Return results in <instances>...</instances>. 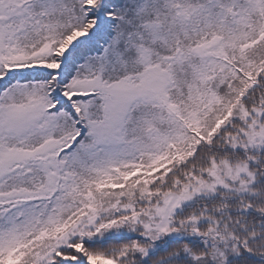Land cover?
<instances>
[{
    "label": "snow or ice",
    "instance_id": "1",
    "mask_svg": "<svg viewBox=\"0 0 264 264\" xmlns=\"http://www.w3.org/2000/svg\"><path fill=\"white\" fill-rule=\"evenodd\" d=\"M0 264H264V0H0Z\"/></svg>",
    "mask_w": 264,
    "mask_h": 264
}]
</instances>
